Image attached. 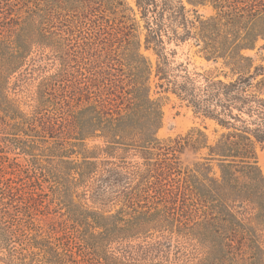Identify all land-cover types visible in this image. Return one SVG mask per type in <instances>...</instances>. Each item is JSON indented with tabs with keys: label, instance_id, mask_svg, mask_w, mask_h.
I'll use <instances>...</instances> for the list:
<instances>
[{
	"label": "trees",
	"instance_id": "obj_1",
	"mask_svg": "<svg viewBox=\"0 0 264 264\" xmlns=\"http://www.w3.org/2000/svg\"><path fill=\"white\" fill-rule=\"evenodd\" d=\"M207 4L214 14L204 18L194 8ZM135 6L143 43L124 0H37L23 15L0 7V87L33 50L57 66L38 84L29 115L8 111L16 119L11 147L25 157L24 165H11L27 178V199L0 189L3 263L80 264L68 250L72 238L82 264H264V174L256 160V146L264 145V67L242 54L264 40V0ZM75 28L85 29L80 43H73ZM165 40H193L230 76H192L171 66ZM153 80L223 131L211 146L199 130L188 137L207 150L189 167L177 157L181 139L157 137L163 106L152 96ZM10 103L5 97L3 107ZM57 133L70 137L57 140ZM41 182L50 183L52 200L71 223L67 246L43 235L20 201L42 199ZM81 186L94 201L122 207L105 214L77 204Z\"/></svg>",
	"mask_w": 264,
	"mask_h": 264
},
{
	"label": "rangeland",
	"instance_id": "obj_2",
	"mask_svg": "<svg viewBox=\"0 0 264 264\" xmlns=\"http://www.w3.org/2000/svg\"><path fill=\"white\" fill-rule=\"evenodd\" d=\"M35 2H37V0H11L8 4H2V2H0V7L5 10V13H9L10 15L16 13L23 15V12ZM124 2L126 6L132 10L129 14L136 20L138 26L137 35L143 43L145 35L143 27L144 23L140 19L139 13L136 9L135 0H124ZM186 9L191 10L192 7L186 6ZM194 9L204 18H208L214 14L213 8L209 4ZM83 31H85L84 28L73 29V32H71L73 43L82 42ZM165 48V54L171 66L181 64L192 76L196 73H209L221 80H224V74L230 76V71L225 65H223L222 60L207 61L204 53L193 40H187L183 43L176 44L173 42L169 43L165 40ZM36 52V50H33L31 56L26 60V65L23 66L18 73L9 77L5 86L0 87V189L7 186L13 194L17 195L20 192L24 197L26 196L24 191L27 190L21 189V185L22 183L27 182V178L25 177V174L18 170L19 168L11 165V163L15 162L19 165H24L25 157L19 155V152L11 147L15 131L14 129H11L10 126L16 121V119L12 120L8 111H10L11 108H14L22 114L29 115L35 104L34 99L38 84L45 76L54 73L57 67L52 64L50 57H46L47 59H39L40 55ZM142 53L153 64H155L156 56L152 51H146L142 48ZM45 54H49L48 49L45 51ZM242 54L252 59L254 67H264V40H259L253 50L243 51ZM156 83L157 81H152V96L153 98H160L163 106V122L157 133V137L161 140L181 139L184 143L177 153V157L182 167H189L205 157L207 150L196 148L194 145L188 143V137L195 131L199 130L206 136L207 143L211 146L215 144L223 131L215 121L205 118L200 113H196L186 102L180 101L174 95L164 93L161 89L157 88L155 86ZM5 97L11 101V107L6 105L3 107ZM60 128L61 125L58 129ZM54 136L57 140L70 137L63 136L61 133H57ZM99 143L100 142L98 141L94 143L87 142L88 146ZM130 160L132 162H139L137 158H130L129 161ZM256 160L264 174V145L256 146ZM50 187V183L41 182L40 187H36V191L41 193L37 190L41 189L43 195H45L42 199L37 197L36 200H27L28 203L24 199H21L20 201L25 202L29 206L31 222L40 227V232L43 233V235H50L55 244L67 246L69 245L67 242L68 240L72 244V249L68 250L73 252V256L80 262V264H82L83 260L78 256L79 251L74 244L75 242L71 241L72 238L66 240L65 237L64 231H66V229L64 228H70L69 225L71 223L67 222L64 211L58 209L52 200ZM76 193L80 195V197L74 198V201L77 204L85 205L88 209L99 213L112 214L122 207L120 203L112 202L111 200L108 202L99 200L94 201L92 195L84 188V186L78 187ZM83 194L86 195L84 196ZM25 198L27 199V197ZM14 201L17 203V200ZM18 204L20 205L19 201ZM51 226H55V228H52ZM30 233L34 234L33 231ZM262 241L264 247V233H262ZM0 264L5 263L0 261Z\"/></svg>",
	"mask_w": 264,
	"mask_h": 264
}]
</instances>
